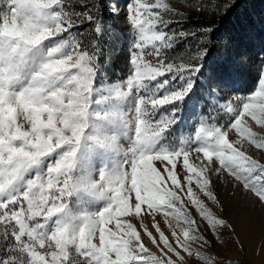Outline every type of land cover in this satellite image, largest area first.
Returning <instances> with one entry per match:
<instances>
[{
	"label": "snow or ice",
	"instance_id": "6c2138e0",
	"mask_svg": "<svg viewBox=\"0 0 264 264\" xmlns=\"http://www.w3.org/2000/svg\"><path fill=\"white\" fill-rule=\"evenodd\" d=\"M93 8L0 0V264H225L202 250L207 233L235 228L201 194L218 204L210 173H227L264 204V162L249 154L264 157V60L245 96L210 84L192 127L170 140L208 44L170 58L189 35L172 27L183 14L129 0L127 73L105 79L108 28ZM85 22L87 44L73 31Z\"/></svg>",
	"mask_w": 264,
	"mask_h": 264
},
{
	"label": "rangeland",
	"instance_id": "374dc122",
	"mask_svg": "<svg viewBox=\"0 0 264 264\" xmlns=\"http://www.w3.org/2000/svg\"><path fill=\"white\" fill-rule=\"evenodd\" d=\"M76 11H82L84 4H96L92 12L108 28L100 40V65L105 79H117L127 73L130 29L125 19L129 0H68ZM183 14L180 23H173L177 31L188 33L179 40L168 55L179 59L196 55L208 44L200 74L195 78V87L181 105L178 123L171 129L170 140L181 133H187L195 120V114L203 106L210 84L218 86L219 95L227 98L233 95L245 96L257 86L264 60V0H165ZM201 4L203 11H196ZM219 6V7H217ZM255 13V14H254ZM191 18L198 20L194 23ZM196 22V21H195ZM79 39L87 44L92 40L91 27L85 22L80 25ZM192 33L196 35L193 36ZM223 103V101H220ZM254 131H259L255 126ZM127 146L126 144L124 145ZM253 158L264 162V157L254 149L249 150ZM211 190L218 204H213L201 194V199L212 213L231 224L234 232L220 230L219 239L210 233L212 248L203 249L225 264H264V204L252 194L246 193L231 177L224 173L216 176L210 173ZM195 189V185L193 186ZM192 215L199 219L194 208ZM147 222V221H146ZM205 226L201 224L203 229ZM166 234H169L165 229ZM155 234V233H154ZM145 242L148 243L145 237ZM149 247L151 245L149 244ZM188 264H198L195 259Z\"/></svg>",
	"mask_w": 264,
	"mask_h": 264
},
{
	"label": "trees",
	"instance_id": "16d2710c",
	"mask_svg": "<svg viewBox=\"0 0 264 264\" xmlns=\"http://www.w3.org/2000/svg\"><path fill=\"white\" fill-rule=\"evenodd\" d=\"M254 14H255V13H254ZM191 21L194 22V23H197V24L199 23V21H198V20H195L194 18H191ZM195 21H196V22H195Z\"/></svg>",
	"mask_w": 264,
	"mask_h": 264
}]
</instances>
